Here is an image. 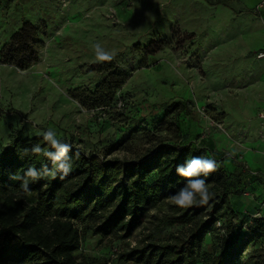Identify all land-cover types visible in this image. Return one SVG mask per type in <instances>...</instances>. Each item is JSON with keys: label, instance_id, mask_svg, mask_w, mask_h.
Masks as SVG:
<instances>
[{"label": "rangeland", "instance_id": "obj_1", "mask_svg": "<svg viewBox=\"0 0 264 264\" xmlns=\"http://www.w3.org/2000/svg\"><path fill=\"white\" fill-rule=\"evenodd\" d=\"M217 2L0 0V51L24 22L47 27V37L42 38L45 48L31 68L21 71L0 62V155L17 138L32 139L54 129L59 140L87 155H102L118 144L108 159L129 161L153 146V120L176 102H186L189 110L178 116L181 128L191 124L181 130L183 143L198 145L199 128L229 137L226 120L247 118L260 101L245 95L243 60L234 59L230 48L242 40L236 33L244 16L256 15L263 2L242 8L243 4L231 0L220 1L233 12L219 9ZM154 40L165 46L147 55L143 48ZM97 42L113 54L115 69L109 73L88 71L91 65L102 63L92 48ZM107 79L126 82L106 107L88 110L68 95L76 89L92 92ZM11 192L27 204L35 203L33 195L22 188ZM247 200L245 195L234 198L237 204ZM172 206L170 200L152 206L129 238L95 235L97 219L75 223L81 233L76 260L146 264L121 262L120 256L154 241L172 243V237L187 234L190 224L164 222L173 214ZM218 232L213 228L203 239L197 264H208L207 258L218 252ZM247 236L243 232L240 243ZM237 264H264V237L245 247Z\"/></svg>", "mask_w": 264, "mask_h": 264}, {"label": "trees", "instance_id": "obj_2", "mask_svg": "<svg viewBox=\"0 0 264 264\" xmlns=\"http://www.w3.org/2000/svg\"><path fill=\"white\" fill-rule=\"evenodd\" d=\"M47 37L45 24L24 22L4 44L0 62L26 71L39 61ZM190 35L188 39H192ZM165 42L154 40L143 48L147 55H155ZM140 50V48H137ZM115 66L111 61L93 64L89 72L109 73ZM126 80L107 79L94 91L71 90L69 97L88 110L110 105L125 85ZM189 113L186 102H176L163 109V115L152 122L153 146L132 160L108 159L118 144L102 155H87L70 143L68 153L72 169L61 179L57 170L55 179L43 175L53 170L52 162L44 155L54 152L42 136L15 139L8 151L0 155V264H108L97 259L78 262L75 253L80 250L81 233L75 223L97 219L93 233L101 237L121 234L129 238L144 222L149 209L170 200L185 179L178 176L176 166L194 156L217 158L211 149L183 143L178 116ZM165 134V135H164ZM40 145L41 153L33 154L32 147ZM28 149L27 154L24 150ZM78 154V155H77ZM224 160L221 167L207 177L212 198L207 204L188 208L171 207L166 216L170 226L190 224L187 234L172 237V243L154 241L143 248H134L120 256L121 262L146 264H197V254L203 239L221 222L223 232L218 252L207 258L208 264H237L245 247L264 237V214L251 218L249 214L234 211L230 197L245 192L247 177L242 170L229 173ZM35 168L38 176L27 178L29 192L35 203L27 204L11 192L21 189L26 170ZM241 167H239L240 169ZM203 178V177H201ZM259 212V210H258ZM256 212V213H258ZM254 213L253 215H255ZM245 225H247L245 227ZM248 236L240 243V236Z\"/></svg>", "mask_w": 264, "mask_h": 264}, {"label": "crops", "instance_id": "obj_3", "mask_svg": "<svg viewBox=\"0 0 264 264\" xmlns=\"http://www.w3.org/2000/svg\"><path fill=\"white\" fill-rule=\"evenodd\" d=\"M225 0H218L219 9H227L223 5ZM232 2L243 4L242 8H246L245 4H258L263 2L261 10L255 15L248 13L244 16L242 25L237 27L236 36L242 39L239 43H234L230 48L231 56L234 59L243 60L244 66V86L245 95L248 98L260 100L257 101V110H250L247 118L239 119L234 122L229 117L227 121L228 136L218 131H205L196 129L197 135H200L198 145L211 149L216 157L221 158L228 155L224 165L233 173L242 170L247 177L245 195L248 200L246 203L231 202L235 212L245 214V211L258 212L259 205L264 202V120L260 119V114L264 113V59H257L256 54L264 50V1L262 0H231ZM249 120V121H247ZM183 129L191 127L187 122ZM193 129L189 131L192 132ZM187 131V130H185ZM201 132V134H200ZM212 133V134H211ZM216 135V136H215ZM191 136V135H190ZM239 141L240 144H237ZM226 143V145L224 144ZM239 167H241L239 169ZM251 172L260 173L254 176ZM256 209H258L256 211ZM264 214L263 212H261Z\"/></svg>", "mask_w": 264, "mask_h": 264}, {"label": "clouds", "instance_id": "obj_4", "mask_svg": "<svg viewBox=\"0 0 264 264\" xmlns=\"http://www.w3.org/2000/svg\"><path fill=\"white\" fill-rule=\"evenodd\" d=\"M92 48L97 61L105 62L113 59V54L105 50L99 42L94 43ZM41 135L43 140L52 149H55L54 152H44V155H46L52 162L53 170L49 171L45 169L43 175L55 179L57 176V170H59L62 172L60 178L63 179V177L68 175L72 169L71 163H65V161L71 160L68 153L72 151V146L68 143L61 142V140L57 138V133L54 129H47L42 132ZM28 152V149L24 150L25 154ZM31 152L33 154L41 153L40 145L37 144L32 147ZM220 167L221 165L218 161L206 156H194L191 159L186 160L184 164L176 166L178 176L184 178L186 182L175 194L169 197L171 203L179 208H188L194 204H207L213 195L209 190L207 177L216 172ZM37 176L38 173L36 169L29 167L26 170L24 177L13 175L10 178L22 180L20 185L21 188L24 192H29V180L27 178H36Z\"/></svg>", "mask_w": 264, "mask_h": 264}, {"label": "built area", "instance_id": "obj_5", "mask_svg": "<svg viewBox=\"0 0 264 264\" xmlns=\"http://www.w3.org/2000/svg\"><path fill=\"white\" fill-rule=\"evenodd\" d=\"M257 58L258 59H264V50L263 51H260L259 53H258V55H257ZM260 118H262V119H264V113H261L260 114V116H259ZM202 148L203 149H205V150H207V149H209V148H207V147H203L202 146ZM212 153H213V155H215V153L212 151ZM216 156V155H215ZM228 155H226L225 157H221V158H218V157H216L217 158V160L218 161H221V160H224V159H228ZM251 174L252 175H254V176H258V175H260V173H257V172H251ZM264 209V202L260 205V208H259V212L258 213H256L255 215H253V214H249L250 216H251V218H258V217H261V211ZM246 214H248V213H246ZM247 225H245V227H246ZM216 228L219 230V231H221V232H223V227H222V224H221V222H217L216 223Z\"/></svg>", "mask_w": 264, "mask_h": 264}]
</instances>
